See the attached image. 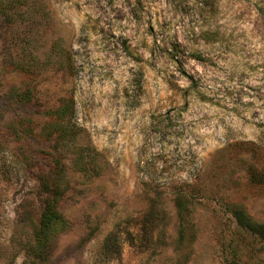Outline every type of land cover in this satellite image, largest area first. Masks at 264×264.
Segmentation results:
<instances>
[{
	"label": "rangeland",
	"instance_id": "1",
	"mask_svg": "<svg viewBox=\"0 0 264 264\" xmlns=\"http://www.w3.org/2000/svg\"><path fill=\"white\" fill-rule=\"evenodd\" d=\"M56 159L52 264H264V0H0V264Z\"/></svg>",
	"mask_w": 264,
	"mask_h": 264
},
{
	"label": "trees",
	"instance_id": "2",
	"mask_svg": "<svg viewBox=\"0 0 264 264\" xmlns=\"http://www.w3.org/2000/svg\"><path fill=\"white\" fill-rule=\"evenodd\" d=\"M64 110V107L61 106L55 111L58 118L64 117ZM65 134V129L55 127L50 136L58 140L63 138ZM56 160L57 162H53L48 170L38 177L35 183L42 205L38 224L34 229L32 241L27 250L29 257L27 264H52L56 228L58 225L61 226L64 221L59 205L67 190V183L64 182V168L59 159ZM90 162H93L91 158ZM87 167L83 165L82 169L87 172L89 169ZM175 205L179 220L183 223L186 222L188 219L186 214L188 204L182 197L177 196ZM231 212L240 227L260 238H264V222L252 221L238 206L233 207ZM180 235H183L182 231ZM101 250L102 256L105 257L118 252L116 243L108 238L103 242Z\"/></svg>",
	"mask_w": 264,
	"mask_h": 264
}]
</instances>
